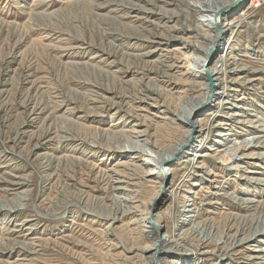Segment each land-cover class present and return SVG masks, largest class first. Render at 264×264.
<instances>
[{"label":"rangeland","instance_id":"obj_1","mask_svg":"<svg viewBox=\"0 0 264 264\" xmlns=\"http://www.w3.org/2000/svg\"><path fill=\"white\" fill-rule=\"evenodd\" d=\"M153 1L0 0V264H126L129 246L123 234L130 219L118 217L134 207L142 213L152 192L149 184L129 188L121 197L136 201L132 207L116 199L112 187L120 180L133 182L126 166L143 158L132 160V148L142 149L140 155L160 151L149 137L153 128L146 129L149 122L143 118L155 121L156 111L164 110L163 100L147 97L150 92L171 94V83L178 82L183 70L178 64L182 42L166 44L153 37L188 27L183 6L214 9L221 2L180 0L176 5L182 7L164 8L165 0ZM259 1L253 9L252 0L235 1L223 21L221 35L235 38L225 48L211 49L212 65H224L216 87L219 95L213 98L210 90L204 105L190 116L195 124L204 119L202 128L191 131L189 142L205 138V143L183 155L168 173L163 185L167 195L154 208L164 218L157 237L168 232L177 236L179 253L184 248L191 253L204 236L212 243L198 247L203 252L214 251L218 244L232 246L239 255L229 259L216 251L180 260L166 238L162 247L167 255L156 254L149 264H264V235L243 241L242 247L239 241L264 226V0ZM177 12L180 20L170 19ZM195 18L207 26L215 19ZM175 61L177 70L164 73ZM237 67L239 81H246L240 91L231 89L237 78L231 71ZM216 78L210 84L220 83ZM182 97L184 90L177 89V108L188 111ZM210 102L215 113L207 115ZM172 134L181 138L179 131ZM243 146L254 149L248 155L240 150L228 161L227 154ZM195 152L206 157H197L192 169L183 161ZM202 162L206 169L198 174ZM211 171L219 174L218 183L208 182ZM180 183L181 188L193 184L187 197L177 192ZM245 200L254 202L252 211L244 210ZM193 203L197 222L188 223L184 210ZM139 226L136 231L145 246L156 235Z\"/></svg>","mask_w":264,"mask_h":264},{"label":"bare ground","instance_id":"obj_2","mask_svg":"<svg viewBox=\"0 0 264 264\" xmlns=\"http://www.w3.org/2000/svg\"><path fill=\"white\" fill-rule=\"evenodd\" d=\"M181 1L180 0H165L162 3H164L163 4L164 8L169 7V6H177V7L180 8V7H182V4L180 6H178L176 4L181 3ZM198 1H200V0H198ZM235 1H238V0H221V2L219 1L220 3L218 5V7L215 6V8H214V6H213L214 9H209L210 8V6H209V8L208 7H205V8H201V7L197 8V7H195L194 10H190L191 7L190 8L189 7L184 8V6H183L181 11L184 14L182 16L184 17V20L187 23L188 27L187 28H181L179 30V32H177L176 28H174V30L172 31L173 33H169L170 35H167V36H166V34L163 35V36H156L155 35L156 37H153L154 39L157 38V40L159 42L165 41L164 43H166V44H169L170 42H172L173 39H179L182 42V50H183V52L179 53V54H181L183 56H182V58L181 57L179 58L178 64H179V66H181V68H183V70L181 71V77L179 79L176 78V81H178L180 84H177L178 82H172L173 84L171 83V87L172 88H170V91H169V93L171 92V94H166V97H164V96H162V94L153 95L152 92H150L149 96L147 97V99H150V100H153V101L155 100L154 99L155 97H157L158 99H162L163 100V108H164V110L163 111H156V113L154 115V118H153V120H155V121H153V122L150 121V119L148 117L143 118L144 122H149V125L148 126L146 125L147 126L146 129L153 128L154 133L152 135L150 134L151 136L149 135V137L154 140L153 142L156 145V148H158L160 151L158 153L157 152L154 153V154H156V156L150 155V153H151L150 151H149L150 152L149 155H140L141 153H138V152L141 151L142 149L139 150L138 152H133L134 150H132L133 149L132 148L131 149L132 152H131V150L129 152L130 156L133 155L132 158H131L132 160H138V159H140V157L143 158L142 160L139 161L138 164L133 163L134 164L133 166L132 165H127V166L124 165V167L126 166V170L132 171L133 174L132 173L131 174H132V177H133V179H132L133 182L131 183V180H130V182L128 181V182L125 183L126 180L121 182V180L119 179L120 181L117 182L118 185H116L114 187H112L110 185L113 188V191L116 193L115 195L120 197V198L116 197V199H120L121 202H123L125 204H129L130 206L132 205V207H133V205L135 206L137 204L136 201L134 202L133 200H128L127 197H124V198L121 197L122 194H124L125 192L129 191V188L130 189L131 188H135V190H139V188H145V185L149 184V187H150L149 189L152 192V195H151L149 201L145 204L144 210H142V213H139L140 209L138 207H134L135 211H133L132 213H126V212L122 213L121 212L122 213L121 218L118 217L119 221H126L128 218L130 219V222H128V224L126 225V229H125V232L123 234V237H124L123 242L125 244H127V246H129L128 249H127L128 252L125 254L126 258H124V263H126V264H149V262L155 257L156 254L157 255H163V256L165 255L166 256L167 253H164V249L162 247L166 243V238H169L168 242L173 244L172 247H175V249L173 248V251H175V253L172 252V254H174V255L178 254V256H176V258H178L180 260L189 259V255H190V257H192V254H193V256L196 257L199 254L203 256V255H207L208 253H211V254L215 253L216 251L217 252H222L223 253V257H226L227 255L231 256V257H228L229 259L230 258H234L236 260L237 257H235V256L239 255V253H236L235 249L230 250V248L232 246H228V249H225L224 247L218 246V244H217L218 248L215 246L216 249L214 251H211V252H205L204 251L203 252L198 247H200V248L203 247V246L207 247L208 245H211L210 243H212L208 239L205 240L204 236H203V238L201 240H198L197 248L191 250V253H189L183 247L184 249H181L182 251L180 252L182 254H180L177 251V241H175V239H174L177 236L172 237V235L170 236L169 232H168V233H164V235H163L164 240H162L163 238L159 239V237H157V235H158V233L160 231V226L162 224V220L164 218L162 217V215H160L158 212L155 211L156 209H154L156 207V205H157V203H156L157 200H163L166 197V195H167L163 185H164V182L168 178L167 177L168 173L172 174L174 172V169H173L174 166H176L177 163L178 164L180 163V161L183 158L182 157L183 155H186L187 153L192 151V149L194 147H196V148L199 147V146L201 147L205 143L204 142L205 138L200 139L201 141H199V139H198V141L197 140L194 141V144H193V141L189 142V138L191 137V135H190L191 131L192 130L196 131L197 127L202 128L201 122L204 119L203 117L198 118V120H196V124H195V123H193L190 120V116H191V113L193 111L198 110L200 107H202L204 105V102H205V100L207 101V99L210 96V93H212L214 91L213 92V98L215 96L219 95L218 90H217L218 88H216V87H218V85L221 84L222 78H220V76L223 75V73H224L223 72L224 68L223 69H221V68L224 65H222L220 67L212 65V57H211L212 50L211 49H212V47H216V46L218 47V50H220V48L222 46H224V48H225V46H227L228 43L232 42L234 40V38H235L234 37L233 39L230 38L229 40H227L224 36L221 35V33L223 31V28H224L223 21H225L226 18L230 15L231 8L234 6ZM245 1L246 0H242V3H244ZM151 3L155 4L154 1L151 2ZM217 3H218V1H217ZM259 3H260L259 0H252L249 9L257 8ZM185 6H187V5L185 4ZM142 10H141V12H142ZM162 10H163V8H162ZM167 11H165V12H167ZM149 13H151V12H149ZM180 14H181V12L180 13L177 12V15L175 17H173V16L170 17V19L176 18V20H180ZM196 16L210 17V19L214 17L215 19H214V21L209 22L210 24L207 26L203 22L197 20L195 18ZM217 17H219V18H217ZM220 22H221V25H219ZM233 33H234V30L232 32V35H233ZM171 34H173V35H171ZM232 35H231V37H232ZM200 39H201L202 42L199 41ZM195 44H199V46H196ZM178 50H179V47H178ZM188 53H191V55L188 56ZM178 64H177V61H175L173 63V66L171 64H170L171 66H169V65L165 66L166 68H163L164 73H168L169 71H171L173 69L177 70V65ZM238 70H239L238 67L233 69V71H231V73L234 72L232 76H236L237 77L239 75ZM154 71H156V70H154ZM171 72H173V71H171ZM215 75L217 76L216 81L217 82L220 81V83H217V84H214V85H213V83L210 84L211 77H213ZM240 77L241 76L235 78L234 80L232 79V81H234L233 82L234 84L232 85L233 87H231V89H234V90H237V91H240V90L243 89L242 87H244L246 81L245 82L244 81H239V79H241ZM159 78H160V76H159ZM174 80H175V78H174ZM150 84H151V82H150ZM179 86H181V87H179ZM211 88H212V92H210ZM158 89H160V88H158ZM177 89H183L184 90L185 97H182L180 101L184 102V100H186V103L189 104L188 105L189 106V110L188 111L187 110L183 111L182 108H177L178 107L177 106L178 105L177 104V98H175V95L177 96ZM172 91H175V93H172ZM180 91H182V90H180ZM147 92H149V91H147ZM160 92H162V91H160ZM193 97L195 98V100H194ZM140 98H141V96H140ZM123 102H124V100H123ZM143 103H145V102H143ZM150 103H152V102H150ZM222 103H224V102H222ZM172 104H175V105H172ZM219 104H220V102H218L217 105L219 106ZM180 105H181V103H180ZM210 105H211V102H210ZM181 106L183 107V104ZM219 107L216 110H219ZM171 108H173V109L171 110ZM209 108H210V110H209L210 112H208L207 115H211L210 114L211 111L214 114L215 113V109L212 107V105L209 106ZM204 114H205V112H203L202 115H204ZM235 115H238V114H235ZM173 131L174 132L176 131V133H177V131H179L181 133V138H179L177 140V138H175L173 136L174 134H172ZM161 132H165V134H163V136H161V135L158 136ZM137 133H139V132H137ZM144 133H146V132H144ZM157 133H158V135H156ZM141 134H143V133H141ZM142 136H144V135H142ZM222 136H226V135L220 134V137H222ZM130 137H132V136H130ZM134 137H135V135H134ZM138 138H139V136H138ZM146 143H148V142H146ZM164 144H167V145H164ZM253 149L254 148L247 149V146H245V147L244 146L243 147H236L233 150L232 153H230V154H227L229 152L226 153L228 155L227 159H228V161L233 160L234 157L237 156V154L239 153L240 150H241V153L245 155L247 153H250V151H252ZM141 152H143V151H141ZM222 152L224 153V151H222ZM205 154H207V153H205ZM226 154L224 156L222 155V157L219 156L220 160L225 159V156H227ZM201 155H199V153H197V152H195L194 155L192 153L190 155L192 157L186 158L183 162L185 163V165L187 163L188 165L192 166V165H194L193 162H196V163L198 162V160H196L197 157H206V155H204V156H201ZM132 162H134V161H132ZM203 162H205V160ZM203 162H202L201 167L198 168L199 171L197 170L198 174L199 173H203V170L206 169V168H204L205 164ZM235 164H236L235 166H237V168H238L239 165L237 164V162H235ZM184 167H182V168H184ZM128 168H131V169H128ZM192 169H193V166H192ZM123 173L126 175L125 172H123ZM123 173L120 174V177L123 175ZM188 174L185 177V178H187L185 183L189 181L188 178L190 177L189 176L190 174L189 175ZM118 175H116V176H118ZM210 175H213L212 176L213 179L208 180V182H211L212 184L218 183L216 178L220 177L219 174H216V173H214V171L213 172L211 171ZM174 183H173V186H174ZM182 183H180V185L177 187V192L180 189V191L182 190V192H184V194H186V197H187V195L190 194V192H188L187 190L192 189L191 186H193V184L190 185V187L183 186L181 188V184ZM197 185L195 184V186H197ZM122 187H124V188H122ZM132 190H131V192H132ZM133 196H135V195H133ZM244 204L246 205V207L244 208V210H246V211H252V209L254 208V205H253L254 202L253 201H246L245 200ZM140 205H141V203H140ZM196 206L197 205L195 203H193V204H190V205L185 207L184 212L186 214H188V215H186V216L184 215V216L188 219V220L186 219V221H188V223H193L194 221L197 222V219H195L196 218V216H195L196 214L195 213H196V209L198 207L196 208ZM117 207H120V206H117ZM257 208L258 207H256V209ZM115 210L116 209L114 208V211ZM189 214H191V215H189ZM192 214H195V215H192ZM139 217H140V219L137 220V218H139ZM139 225H143V227L149 228L150 231H151V234L156 235V237L154 239H152V240L149 239V241L147 240L145 246L142 245L144 243L143 240H141V238H143V236H140L139 233L136 231V229L138 227H140ZM245 230H247V229H245ZM263 230H264V226H263L262 229H255L254 232H252L250 234H247V235L245 234L244 235L245 237H243L241 240H239L240 241V247H242L241 243H243V241L246 242L249 239L253 240L254 238H255L254 240H256L258 238L261 239V237H263V235H264L263 234V232H264ZM230 231H229V233H227V236H228L229 239H230V237H229L230 236ZM144 233H146V231ZM187 233H189L192 236L195 235L194 233L191 234L190 230ZM240 233H241V229L237 230L236 235L234 237H232L234 242L238 241L237 238H235V237L238 234H240ZM159 241H161V242L157 246V242L159 243ZM222 244L224 245V243H222ZM247 249H248V247H247ZM228 250H230V251L228 252ZM159 264H163L161 262V260H159ZM246 264H254V263L253 262H248Z\"/></svg>","mask_w":264,"mask_h":264},{"label":"water","instance_id":"obj_3","mask_svg":"<svg viewBox=\"0 0 264 264\" xmlns=\"http://www.w3.org/2000/svg\"><path fill=\"white\" fill-rule=\"evenodd\" d=\"M240 1H241V0H238L237 3L240 2ZM211 86H212V85H211ZM210 90L212 91V88H211Z\"/></svg>","mask_w":264,"mask_h":264}]
</instances>
